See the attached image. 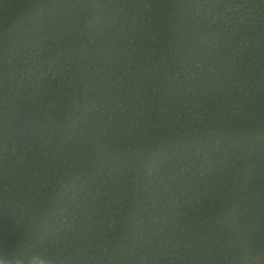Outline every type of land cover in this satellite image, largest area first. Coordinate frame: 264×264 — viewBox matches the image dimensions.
Returning a JSON list of instances; mask_svg holds the SVG:
<instances>
[{"label": "trees", "instance_id": "obj_1", "mask_svg": "<svg viewBox=\"0 0 264 264\" xmlns=\"http://www.w3.org/2000/svg\"><path fill=\"white\" fill-rule=\"evenodd\" d=\"M28 249L264 264V0H0V250Z\"/></svg>", "mask_w": 264, "mask_h": 264}, {"label": "clouds", "instance_id": "obj_2", "mask_svg": "<svg viewBox=\"0 0 264 264\" xmlns=\"http://www.w3.org/2000/svg\"><path fill=\"white\" fill-rule=\"evenodd\" d=\"M0 264H56V262L44 250L28 249L21 253L0 250Z\"/></svg>", "mask_w": 264, "mask_h": 264}]
</instances>
